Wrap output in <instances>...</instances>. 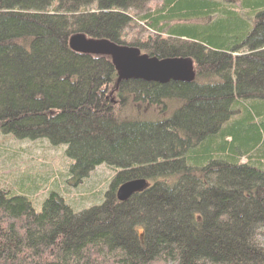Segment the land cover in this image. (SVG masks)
Returning a JSON list of instances; mask_svg holds the SVG:
<instances>
[{"label": "trees", "instance_id": "1", "mask_svg": "<svg viewBox=\"0 0 264 264\" xmlns=\"http://www.w3.org/2000/svg\"><path fill=\"white\" fill-rule=\"evenodd\" d=\"M144 1L0 0V132L65 145L72 161L40 210L35 185L0 182V264H264V0H160L134 20L126 7ZM132 19L153 36L131 45L191 57L194 77L121 81L114 103L109 58L67 41L124 44ZM125 94L133 117L116 113ZM160 105L168 118H136ZM101 164L108 190L73 193ZM136 179L145 189L119 201Z\"/></svg>", "mask_w": 264, "mask_h": 264}, {"label": "rangeland", "instance_id": "2", "mask_svg": "<svg viewBox=\"0 0 264 264\" xmlns=\"http://www.w3.org/2000/svg\"><path fill=\"white\" fill-rule=\"evenodd\" d=\"M160 4V0H146L144 1V6L143 3H138L136 4L135 8L132 6H127L125 11L130 13L131 17L136 20V16L143 15L147 11L151 12L152 10L156 9V7H160ZM89 11L92 12V10ZM84 15L87 14L80 13L74 15V19L71 21L68 20L66 26H72L78 19H80L79 17H82ZM133 22V25H131V32H129L126 39L124 40V45L132 46L130 45V43L132 44L135 40H142V42H144L146 37L153 36V33L145 27L146 25L144 23H137L139 24L137 25L135 21ZM206 72L210 75H218L217 72L212 71L211 69L206 70ZM213 80L214 83L220 82L215 80L214 77ZM201 82H205V80L201 79L200 83ZM113 90L114 88L112 85L107 89V98L110 99L112 98V96H115ZM124 91L128 92V89H124ZM109 94H111V96ZM126 94V100L131 103L126 106L127 110L117 109V114H124L121 118H129L130 116L133 117V115L136 113V111L133 110V107L135 105V102L133 103L134 97L132 96V99L129 97V95L127 96ZM138 98L140 99L141 96H138ZM112 100V102L115 103L116 97L115 99L112 98ZM172 101H174V99H171V102ZM139 105L140 107H142V103ZM111 109L115 110L114 108ZM162 110L166 112L163 114V112H161ZM179 111L180 110H178V112ZM170 112H172V110L170 109V105L152 106L142 110L136 116V118L160 120L168 118L171 115ZM69 159L70 158H68L66 154L65 145L52 146L46 139L18 140L16 138L3 135L0 132V182L12 187H17L19 184H21L22 187H25V190L26 188H28L29 191L35 185L33 198L31 200L32 205L36 210H40L41 201L45 196H47L48 192H50L51 190L54 191L52 183L54 181L53 179L60 174L64 175V173L68 169V166L72 162ZM110 175L111 171L108 170V167L106 165L101 164L99 166H96L93 171L89 173L86 179L78 182V184H76V187L71 188L73 190L72 192L74 193V190L77 189V195L79 193H81V195H84L88 193L92 194L97 189L99 191L108 190L109 184L107 182ZM192 176L198 178L195 175ZM63 180L65 179L63 178ZM63 186L65 185L62 184L61 187ZM28 190L26 191L28 192ZM88 200H90V198ZM138 208L139 209H137L136 212L141 213L144 211L141 210L140 207Z\"/></svg>", "mask_w": 264, "mask_h": 264}, {"label": "water", "instance_id": "3", "mask_svg": "<svg viewBox=\"0 0 264 264\" xmlns=\"http://www.w3.org/2000/svg\"><path fill=\"white\" fill-rule=\"evenodd\" d=\"M68 45L75 52L109 55L118 81L141 79L159 83H167L170 80L188 82L194 76L189 57L147 56L140 54L137 48L118 46L107 40L87 39L83 34L72 35ZM146 185L145 179L124 182L118 186L116 197L119 201H126L133 193L145 189Z\"/></svg>", "mask_w": 264, "mask_h": 264}, {"label": "flooded vegetation", "instance_id": "4", "mask_svg": "<svg viewBox=\"0 0 264 264\" xmlns=\"http://www.w3.org/2000/svg\"><path fill=\"white\" fill-rule=\"evenodd\" d=\"M138 39H139V38H138ZM139 40H140V39H139ZM140 41H142V40H140ZM141 43H142V42H141ZM115 89H116V90H113L114 92H116L118 88H115ZM109 95L111 96V94H109ZM105 98H107V96H105ZM112 98L114 99L115 97L112 96ZM112 98H110L111 101H113Z\"/></svg>", "mask_w": 264, "mask_h": 264}]
</instances>
